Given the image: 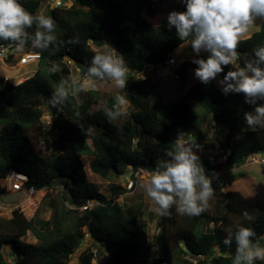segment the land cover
Here are the masks:
<instances>
[{
    "label": "trees",
    "instance_id": "trees-1",
    "mask_svg": "<svg viewBox=\"0 0 264 264\" xmlns=\"http://www.w3.org/2000/svg\"><path fill=\"white\" fill-rule=\"evenodd\" d=\"M43 1L19 0L32 14V24L24 26L18 40L0 38V46L33 48L40 56L35 73L17 85L4 81L0 75V182L11 170L27 175L25 186H33L36 191L51 189L60 182L61 198L70 209L61 214L59 224L64 227L46 221L40 223L44 226L40 228L35 220L26 219L19 209H13L10 218L0 217V264H8L2 255L3 246L8 244L13 246V253L19 254L12 264H68L86 233L93 242L106 245L105 256L109 262L148 264L142 252L141 207L123 208L117 203L116 199L126 192L120 185L111 189V198L103 195L88 180L82 158L90 157V171L103 181L119 178L127 169L163 170L182 150L174 135L183 130L192 143L194 130L210 121L212 129L218 131L217 141L228 151L225 163L211 165L208 173L221 171L223 166L240 167L247 157L264 151V122L263 126L261 122L249 125L246 119V114L259 115L256 109L264 107V95L257 93L249 99V95L235 91L236 79L225 78L232 72L230 63L222 65L224 71L219 73L224 87L221 91L211 79L206 84L192 79L188 70L195 67V63L185 61L178 66L179 77L174 79H180L176 85L179 96L176 101L164 103L157 93L158 84L146 85L151 83L150 78L142 81L129 78L125 98L133 109L128 114L120 112V103L114 97L103 100L104 108L91 111L92 96L79 101L63 79V75L69 73L64 62L66 58L90 71L94 56L103 55L94 51L90 44L100 47L108 35L117 45L121 66L126 72L143 74L148 67L163 66L169 56L177 55L186 41L192 42L196 33L190 32L188 37L181 39L177 27L171 25L169 19L158 18L161 11L155 8L152 0H68L72 2L69 7L48 6L40 17L38 11ZM164 1L157 0L158 3ZM184 11L186 4L178 0L172 12ZM44 17L54 21L51 32L40 26ZM37 32L54 39L46 47L38 46ZM44 43L40 41V45ZM260 47H264V24L249 38L239 39L235 57L239 69L249 71L248 64L264 69V63H257L259 57L255 50ZM89 76L101 79L92 73ZM108 78L110 76L104 74L103 79ZM229 84L232 85L230 89ZM194 106L203 112L199 118ZM43 108L49 116L51 134L58 132V153H41L31 138L35 134L42 139L49 132L41 120ZM95 129L100 131L90 134ZM200 139L203 140L201 135ZM169 151L173 155H168ZM196 163L202 172L207 169V164L198 160ZM194 187L196 189L197 185ZM212 189L218 202L215 216L207 213L208 203L199 215L173 209V203L163 209L157 237L161 256L153 264H171V256L186 253L202 261L210 259L211 264H233L238 255L236 235L241 227L253 229L255 236L249 240L254 246L264 247V206L251 207L241 193L224 192L223 185H213ZM200 191L201 186L196 189L197 193ZM3 193L5 186L0 184V195ZM173 195L180 208V198ZM212 195L207 202L212 200ZM87 201H95L97 205L91 210L79 211ZM244 208L248 209L246 212L252 220L242 221L227 233L223 229L226 215L238 214ZM204 221L213 227L202 231L200 225ZM50 226L52 228L47 229ZM28 233L38 244L23 241ZM226 239L231 243L226 245ZM93 256L87 248L79 260L82 264H90ZM241 264L246 262L242 259ZM253 264H264V261L254 260Z\"/></svg>",
    "mask_w": 264,
    "mask_h": 264
},
{
    "label": "rangeland",
    "instance_id": "rangeland-1",
    "mask_svg": "<svg viewBox=\"0 0 264 264\" xmlns=\"http://www.w3.org/2000/svg\"><path fill=\"white\" fill-rule=\"evenodd\" d=\"M178 0H165L163 3H158L157 0H152L155 8L161 11V15L158 16L160 20L169 19L170 14L172 13L173 7ZM72 5L71 1L65 0H44L41 4V8L38 11L40 17H43L46 11V8L49 6L50 8L56 6H66L69 7ZM245 28L248 31L246 32H256L259 30V21L253 20L251 18L247 22H242ZM240 39V38H238ZM245 39V38H244ZM91 48L94 51H98L102 53L104 56L110 57L113 60L119 59V53L117 50V45L113 43V38L108 37L105 38V42L102 46L96 47L93 44H90ZM198 52V53H197ZM205 52V53H204ZM204 53V54H203ZM173 55V54H172ZM211 55L210 50H196L192 49V43L190 41H186L185 44L180 48L177 52L178 63L182 64L185 61H190L195 63V67H191L188 70V74L192 79L200 80L196 76V70L199 68V64L196 61L199 60H207ZM65 64L69 68V73L67 75H63V79L68 87V89L78 97L79 101L87 99L92 96L93 105L91 106V111H96L104 108L103 100L107 97H124L126 96V88L118 87L115 82V78L110 77L108 79H89L90 71L85 70V67H82L67 58L64 60ZM232 72L240 71L235 58L230 62ZM38 65H29L24 68L18 69H9L0 63V75L7 78L9 83L13 85H17L20 82L24 81L25 78L32 76L34 72L37 70ZM163 67H148L143 74L129 75V72H125V80L126 83L129 78L132 80L138 79L139 81L145 80L147 78L151 79L150 84H146L147 86L152 85L154 82L158 84L157 93L161 95L164 103L176 101L178 96V91L176 85L179 84L180 79L174 80L169 75L161 76ZM166 72V71H165ZM247 76H252V72L246 71ZM215 86L224 91L223 83L219 76V73L215 78L211 79ZM5 81V80H4ZM237 81V80H236ZM126 85V84H125ZM97 93V95H96ZM251 96H249V99ZM126 99V98H125ZM118 100V99H117ZM120 103V102H119ZM133 109V106L126 100L125 103H120V112L122 114H128ZM45 111L41 120L46 129L49 131L46 134L45 138L36 137L35 134H32L31 138L34 140L37 150L41 153L52 154L59 152V145L57 143L58 140V132L54 131V134L50 132L49 126V116ZM194 112L199 116L203 115L196 106H194ZM260 118V122L262 123L264 119ZM208 120V118H207ZM264 127V126H263ZM100 131V129H95L90 132V134H94ZM195 131V137L192 138L193 142L190 143L187 140V133L183 130L178 131L174 135V140L179 144L182 150L189 149L193 154L198 157V161L201 163L207 164V169L202 172L204 177L211 181V188L213 185L222 186L223 191H237L243 195V197L248 201L251 207L256 205L264 206V165H248L244 164L240 167H228L223 166L221 169L222 172L210 171L208 173L211 165H219L225 163V154L227 153V149L224 151L217 141L219 138L217 137L218 131L212 129V123L210 121L206 123H202L200 128ZM200 134L203 140L200 139ZM197 135L199 137H197ZM197 137V138H196ZM87 143L90 145V140H87ZM225 145L223 144V147ZM226 148V146H225ZM89 161L90 157H83L82 162L87 173L88 180L96 185L98 190L108 198H111V189L114 186L120 185L125 188V182L123 177L114 178L111 177L110 181H103L97 175L92 173L89 169ZM230 170V171H229ZM228 171V172H227ZM208 173V174H207ZM0 184L5 186L6 192L0 195V217L2 218H10L11 211L13 209H19L26 219H33L36 222V225L40 228V223L51 221L54 224H58L60 226L59 221L61 219L62 212L66 211V209H70L68 204L64 205V202L61 198V186L54 187L48 190H40L37 191L33 195H27L24 192H9L8 184L6 181H1ZM60 182L58 183V185ZM57 185V183L55 184ZM151 187V177H143L141 178L134 189L132 191H126L124 194L120 195L116 201L117 203L123 207H141V215H140V226L143 232L142 239V252L145 257L148 259V264H153L154 260L161 256L160 251L157 248V237L160 230V223L162 222V216L157 212V208L159 205L148 195V190ZM200 185L197 184L196 189H199ZM207 213L209 215H217L216 206L217 201L215 200L214 195H212V200L207 202ZM198 206L202 204L201 201H197ZM178 201L174 200L171 205L173 209H179ZM249 207V206H248ZM248 209L244 208L243 211L239 210L240 213H230L226 215V225L224 226V230L227 233L233 231L236 227L240 225L242 221L249 219L247 222L252 220L249 218ZM160 212L163 213V209H160ZM247 213V217L245 216ZM251 216V215H250ZM202 231L209 230L213 227L211 223H206L205 221L200 225ZM50 226L47 229H51ZM45 231V229H41ZM56 230V229H55ZM85 239V240H84ZM81 241V245L68 260V264H82L80 262V256L87 248L94 254L90 264H111L105 256L106 245L101 244L100 242H93V240L89 237V234H85V238ZM23 241L26 243L38 244V241L32 237L30 233H28L25 237H23ZM182 248L183 245L180 244ZM13 246L11 244L5 245L2 248V255L8 264H12L15 257H18L19 254L13 253ZM216 251L218 248H215ZM97 252L99 254H97ZM171 264H196L198 262L202 264H211V260H203L201 258L192 257L188 253L186 254H175L171 256L169 259Z\"/></svg>",
    "mask_w": 264,
    "mask_h": 264
},
{
    "label": "clouds",
    "instance_id": "clouds-1",
    "mask_svg": "<svg viewBox=\"0 0 264 264\" xmlns=\"http://www.w3.org/2000/svg\"><path fill=\"white\" fill-rule=\"evenodd\" d=\"M183 2L186 4V11L172 12L169 22L177 27L181 39L188 37L190 32L196 33V38L192 40L194 49L199 50L204 47L210 50L211 55L206 61H196L199 64L196 76L206 84L218 73L224 71L222 65L227 66L237 56L238 36L246 31L242 22L249 21L252 13L264 15V0H183ZM39 23L48 32H51L55 26L51 17L41 18ZM31 24L32 14L23 8L19 0H0V38L18 40L24 26H31ZM53 39L51 35L36 33L38 46L46 47L47 43ZM41 40L45 41L44 45H40ZM255 51L259 57L257 63H264V47ZM121 63L120 59L113 60L107 56L96 55L90 72L101 79L104 74H107L115 78L118 87L123 88L126 84L127 69L122 67ZM247 70L254 75L247 76L245 70L230 71L225 78L237 80L238 86L235 88L237 92H243L249 96L257 93L264 95V69L254 68L248 64ZM228 88H232V85L229 84ZM61 94L66 95L63 92ZM117 99L120 103L126 102L124 97H117ZM256 111L259 114L257 117L246 114L249 125L260 123V118L264 117V107H258ZM168 155L173 153L169 151ZM197 160L198 157L191 150L184 149L174 155V162L166 164L163 170L152 173L148 195L159 205L157 208L159 214L163 215L160 209H168L174 202L173 194L180 198L181 207L178 209L180 212L199 215L205 210L207 199L212 195L213 189L210 186V180L202 174V168L196 163ZM197 184L201 186L199 193L194 187ZM197 201H201L202 204L198 206ZM245 216L247 217V213ZM252 236H255L253 229L240 228L236 235L238 255L233 264H241L242 259L246 264H253L254 260L264 261V247L254 246L249 240ZM224 243L228 245L231 241L226 239Z\"/></svg>",
    "mask_w": 264,
    "mask_h": 264
},
{
    "label": "built area",
    "instance_id": "built-area-1",
    "mask_svg": "<svg viewBox=\"0 0 264 264\" xmlns=\"http://www.w3.org/2000/svg\"><path fill=\"white\" fill-rule=\"evenodd\" d=\"M255 16L264 22V15H257ZM193 47V46H192ZM201 50H206V48L201 47ZM198 53V52H197ZM40 56L38 53H36L33 48H23L19 45H1L0 46V63H2L4 66H6L9 69H20L27 67L29 65L37 66L39 63ZM180 63H178L177 55H171L168 57L165 64L162 66L163 71L161 76L169 75L173 79H177L179 77L178 72V66ZM160 66H158L159 68ZM166 71V72H165ZM135 73L132 72L131 75H134ZM94 75V74H93ZM97 76V75H94ZM8 78V77H7ZM7 78L5 77V81H7ZM89 79L91 77L89 76ZM248 165H264V151L252 154L249 157L246 158L245 163ZM156 171H148L146 169L138 168V169H127L126 173L121 176L124 179L125 182V189L126 191H132L138 181L143 177H151L152 173ZM4 181L7 182L9 185V189L13 192H24L27 195H33L37 191L33 186H25L26 183H28V177L27 175L23 173H19L17 171L11 170ZM54 187H58V185H55ZM52 187V188H54ZM46 190V189H45ZM95 205H97V202L95 201H87L84 205H82L79 208V211H87L91 210Z\"/></svg>",
    "mask_w": 264,
    "mask_h": 264
},
{
    "label": "crops",
    "instance_id": "crops-1",
    "mask_svg": "<svg viewBox=\"0 0 264 264\" xmlns=\"http://www.w3.org/2000/svg\"><path fill=\"white\" fill-rule=\"evenodd\" d=\"M255 14L256 13H252L251 14V16H250V19L251 18H253V20H257V21H259V24H260V26H259V30H260V28H261V26H262V24H264V22L263 21H261L260 19H258L256 16H255ZM244 26V25H243ZM258 30V31H259ZM246 31H248L247 30V28H246ZM246 31H244V32H242L241 34H239V36H238V38H240V39H244V38H249L253 33H255V32H246ZM257 32V31H256ZM192 43V42H191ZM192 49H193V47H192ZM205 53V52H204ZM203 53V54H204ZM30 77V76H29ZM28 78V77H27ZM27 78H25V79H27ZM24 79V80H25ZM230 171V170H229ZM219 172H222V171H219ZM228 172V171H227ZM8 190H9V192H13V191H11L9 188H8ZM5 192H6V190H5ZM15 193V192H14ZM111 264H113V263H111Z\"/></svg>",
    "mask_w": 264,
    "mask_h": 264
}]
</instances>
